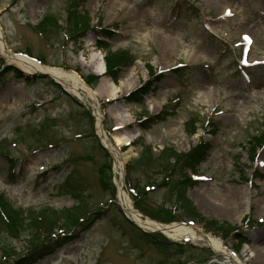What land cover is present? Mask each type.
Segmentation results:
<instances>
[{
  "label": "rangeland",
  "instance_id": "374dc122",
  "mask_svg": "<svg viewBox=\"0 0 264 264\" xmlns=\"http://www.w3.org/2000/svg\"><path fill=\"white\" fill-rule=\"evenodd\" d=\"M145 2L160 9L163 20L151 21L145 16ZM76 8L91 18L92 28L82 36L67 38L68 11ZM50 15L63 29H50L41 35L34 28ZM99 25L114 30L116 36L98 38L94 29ZM0 26L13 53L30 52L45 64L63 70L68 67L72 73L80 70L93 74L94 61L103 60L109 51L128 54L133 61L131 66L122 67L117 85L107 75L92 89L108 139L113 144L118 136H132L133 142L140 139L125 149L124 144L119 147L125 166L140 157L142 143L152 147L154 157L133 166L130 175L126 170V182L141 192L146 185L160 184L162 166L154 158L166 147L187 152L202 140L211 144V150L199 167V183L187 190L197 211L208 220L238 227L245 217L253 225L264 220V146L254 143L255 138H264V0H0ZM244 36L253 40L246 60L256 63L251 67L243 65L245 59L238 48ZM99 39L108 48L98 49ZM6 66L10 64L0 50V151H9L19 161L12 173L8 159L0 156V194L23 210L44 206L62 210L79 203L89 215L99 213L89 230L40 264H158L215 259L212 251L187 245L180 253L177 246L163 250L147 244L127 222L118 202L110 203L117 189L114 195L107 191L102 176L109 178L113 169L101 174L100 168L109 162L113 168L114 162L92 135L97 123L92 113L89 115L73 97L63 95L51 79L18 77L6 71ZM128 82H132L129 88ZM143 83H148L149 89L143 103L124 100ZM113 86L119 90L115 96ZM164 111L167 114L161 121L141 124L143 118ZM193 119L198 132L190 137ZM120 122L124 127L116 130ZM176 178L174 175L171 182ZM116 180H120L119 175ZM170 185L149 191L145 197L153 203L148 204L174 206L176 197ZM126 188L129 198L137 199ZM237 198L246 211L235 215L234 220L225 217L223 205L235 204ZM178 209L186 223L190 222L192 218L181 204ZM196 227L203 229L202 224ZM244 230L251 231L247 226ZM245 236L249 243L239 250V256L247 251L252 256L247 264H264V228ZM1 238L5 244H14L17 254H23L20 241L5 233ZM157 239L167 241L160 235ZM1 243L0 264H8L1 258ZM236 244L234 238L226 241L231 250ZM199 245L201 249L205 246ZM217 259L225 261L224 257Z\"/></svg>",
  "mask_w": 264,
  "mask_h": 264
},
{
  "label": "trees",
  "instance_id": "16d2710c",
  "mask_svg": "<svg viewBox=\"0 0 264 264\" xmlns=\"http://www.w3.org/2000/svg\"><path fill=\"white\" fill-rule=\"evenodd\" d=\"M69 16L66 19L65 27L67 35L72 38L84 35L86 31L91 29V18L89 16H84V14L77 9L74 11H68ZM50 29L62 30L63 27L59 25V21L54 16H48L39 26V30L42 34L51 31ZM100 35H104L106 38H112L115 34L107 29H103L99 32ZM73 39V38H72ZM99 48H108L107 45L99 42ZM106 63L108 68V74L113 77L115 82H118L119 76L121 74V68L131 63V59L128 54L124 52H111L109 51L106 56ZM13 71L18 77H23L22 74L12 67L6 68V71ZM3 74V73H2ZM153 74V72L151 73ZM87 84L94 87L98 83V77L89 75L83 76ZM147 85L139 91L133 93L128 101L140 102L142 95L148 92ZM59 88V87H58ZM60 90V89H59ZM62 92V91H61ZM148 123H154L153 120ZM195 120L192 123V134L197 130L195 126ZM264 138L261 140L255 138L254 143H263ZM210 146L207 143H199L198 146L193 148L188 153H178L173 147L166 148L160 155L159 161L160 166H162L161 173L167 176L170 172L169 179L176 175V179L170 184L172 191L175 193L177 202L180 203L183 209L193 217L197 218L199 221L204 222L206 229L208 231H213L221 234L224 239L228 238L230 235H234L238 243L236 244V249H240L245 239L237 233V228L228 224L221 223L218 221H205L193 208L190 202L186 198V190L191 187L194 182L185 175L183 172L185 169H192L196 171L199 165L205 160ZM8 156L10 153L8 151H0ZM152 155L150 154L149 148H146L142 153V156L138 163L144 160L151 161ZM10 158V157H8ZM154 160V159H153ZM130 169L132 164H130ZM104 170L110 171L111 164L105 165L100 168V173L103 174ZM168 178V176H167ZM110 179L102 176L103 186L108 191L112 189ZM161 185H169L165 182L164 177ZM77 194V193H75ZM147 195L144 191L141 192V197ZM77 199H80L79 195H76ZM141 199H137L136 206L138 209L152 217L153 219L168 223L178 219L173 215L172 211L167 208L154 209L146 204ZM81 202V201H78ZM99 213L89 215V213L83 208V205L79 204L72 209H66L61 212L52 211L50 209H43L40 211L29 210L27 212L15 211L12 206H10L2 196H0V238L1 234L5 233L20 239L26 247L23 248L24 252L22 255L17 254L16 249L13 245L3 243L2 253L5 262L8 260H14V264H34L38 260L45 256L54 254L58 249L64 248L65 246L74 242L79 234L89 230L93 224L98 220ZM87 220V221H86ZM78 230V232H75ZM139 231V230H138ZM75 232V235H74ZM141 236L145 239L147 244H151L157 248L167 250L169 244H162L155 235H150L139 231ZM72 234L68 236L67 234ZM24 238V239H22ZM55 239V240H53ZM2 241H5L2 239ZM173 247V246H172ZM180 253H183V247L177 246ZM161 264H186V263H172L165 262Z\"/></svg>",
  "mask_w": 264,
  "mask_h": 264
},
{
  "label": "bare ground",
  "instance_id": "6f19581e",
  "mask_svg": "<svg viewBox=\"0 0 264 264\" xmlns=\"http://www.w3.org/2000/svg\"><path fill=\"white\" fill-rule=\"evenodd\" d=\"M145 14L149 18H155L158 21L163 20L162 11L154 6H149V4H146L145 7ZM1 38L3 39V34L0 31V50L4 57L6 58V61L10 65H15L22 71H24L27 74H35V73H48L51 75L54 79H56L58 82L62 83V85L69 91L72 95L76 96L77 98L81 99L82 101H87L89 103V106L92 108L94 114L96 115L98 119V124L101 121V111L100 107L98 106V101L96 98L95 92L91 91L86 84L82 81V79L75 73L67 72L64 70H61L59 68H52V67H45L42 64H40L37 60H34L32 58L18 55L15 56L11 52H7L2 45ZM93 69L97 71V73H104L105 71V65L102 59H99L97 61H94L92 64ZM132 85V82H128L127 87L129 88ZM114 87V86H113ZM118 88L114 87L113 96H115L118 92ZM118 128L123 127V123L117 124ZM132 139V136H125V138H121L120 136L115 137L114 143L118 146L129 143ZM102 142L109 148V151L115 158V169L116 172L122 175V170L124 166V160L120 157V154L118 150L113 149V147L110 145V141L102 136ZM119 183V192H118V199L120 201V204L126 214L129 216L131 220H133L136 224L141 226L142 228L149 230V231H162L164 234L174 240H189L194 243H204L206 246L211 247V249L214 251V253L217 256L225 257L226 261L233 264H247V261L252 257L248 254L247 251L243 252V257H238L232 254V252L227 249L223 243L210 236L205 235L204 232L200 228L196 227H188L186 225H179V226H162L158 223H155L154 221L149 220L148 218H145L142 216L141 213L137 212L131 201L128 199L127 195L125 194V190L122 188L123 183ZM241 196L240 199L244 196L243 193L239 194ZM204 201V200H203ZM235 201V204H225L222 207L223 211H225L226 216L233 218L235 215H239L242 212H245L243 203L237 198ZM243 207V209H242Z\"/></svg>",
  "mask_w": 264,
  "mask_h": 264
},
{
  "label": "snow or ice",
  "instance_id": "6c2138e0",
  "mask_svg": "<svg viewBox=\"0 0 264 264\" xmlns=\"http://www.w3.org/2000/svg\"><path fill=\"white\" fill-rule=\"evenodd\" d=\"M246 39H247V37H246Z\"/></svg>",
  "mask_w": 264,
  "mask_h": 264
},
{
  "label": "water",
  "instance_id": "95a60500",
  "mask_svg": "<svg viewBox=\"0 0 264 264\" xmlns=\"http://www.w3.org/2000/svg\"><path fill=\"white\" fill-rule=\"evenodd\" d=\"M45 76H47V75H45Z\"/></svg>",
  "mask_w": 264,
  "mask_h": 264
}]
</instances>
